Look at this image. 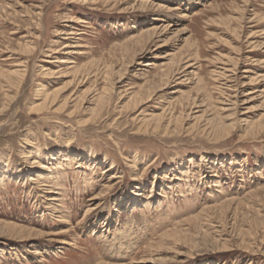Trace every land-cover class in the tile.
Here are the masks:
<instances>
[{"label":"rangeland","instance_id":"1","mask_svg":"<svg viewBox=\"0 0 264 264\" xmlns=\"http://www.w3.org/2000/svg\"><path fill=\"white\" fill-rule=\"evenodd\" d=\"M0 264H264V0H0Z\"/></svg>","mask_w":264,"mask_h":264},{"label":"bare ground","instance_id":"2","mask_svg":"<svg viewBox=\"0 0 264 264\" xmlns=\"http://www.w3.org/2000/svg\"><path fill=\"white\" fill-rule=\"evenodd\" d=\"M153 30H154V29H153ZM173 30H174V29H173ZM156 31H157V30H156ZM156 31H154V32H156ZM151 32H152V31H151ZM151 32H150V33H151ZM152 37H153V36H152ZM138 38H139V37H138ZM142 47H143V46H142ZM158 48H159V47H158ZM61 63H62V64H65L66 61L64 60V61H62ZM184 64H185V63H184ZM184 64H183V65L181 64L182 67H181L180 69H178V71L181 72V70H182V73H184V72L187 73L188 70H190V69L192 68V66H191V65L188 66L187 64H185V65H184ZM144 66H145V67H150V64H146V65H144ZM175 75H176V74H175ZM175 75H174V76H175ZM188 75H189V74H188ZM18 77H19V76H18ZM250 84H251V83H250ZM244 87H245V86H244ZM2 90H3V89H2ZM54 95H55V94H54ZM247 95H250V94H247ZM51 96H52V95H51ZM51 96H50V97H51ZM245 97H246V96H245ZM49 100H51V99H49ZM235 100H237V99H235ZM235 102H237V101H235ZM1 104H2V103H1ZM134 104H135V103H134ZM245 104H247V100H244L243 103H242V105H245ZM235 106H236V105H235ZM223 108H224V107H223ZM34 109H35V110L37 109V111H38V109H39V110H42V108H39V106H35ZM43 109H44V107H43ZM37 111H35V112H37ZM165 111H166V110H165ZM163 112H164V111H163ZM167 115H168V114H167ZM160 120H161V119H160ZM160 120H159V121H160ZM187 125H188V124H187ZM202 132H203V131H202ZM107 171H108V170H107ZM117 178H118V177H117ZM119 178H120V177H119ZM54 200H55V199H54ZM10 229H11V228H10Z\"/></svg>","mask_w":264,"mask_h":264}]
</instances>
